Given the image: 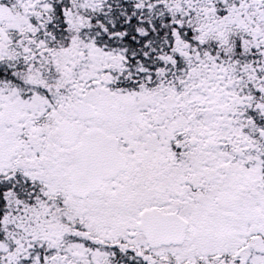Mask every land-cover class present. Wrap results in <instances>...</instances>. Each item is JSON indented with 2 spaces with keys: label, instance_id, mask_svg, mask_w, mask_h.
I'll use <instances>...</instances> for the list:
<instances>
[{
  "label": "snow or ice",
  "instance_id": "obj_1",
  "mask_svg": "<svg viewBox=\"0 0 264 264\" xmlns=\"http://www.w3.org/2000/svg\"><path fill=\"white\" fill-rule=\"evenodd\" d=\"M0 264H264V0H0Z\"/></svg>",
  "mask_w": 264,
  "mask_h": 264
}]
</instances>
